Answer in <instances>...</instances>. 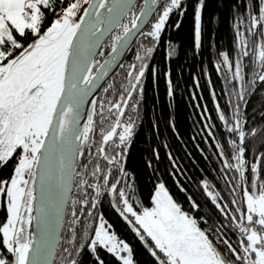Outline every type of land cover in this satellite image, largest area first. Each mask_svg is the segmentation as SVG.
<instances>
[{"label":"snow or ice","instance_id":"6c2138e0","mask_svg":"<svg viewBox=\"0 0 264 264\" xmlns=\"http://www.w3.org/2000/svg\"><path fill=\"white\" fill-rule=\"evenodd\" d=\"M145 4L146 9L137 15L131 0H0V170L11 168L7 178H0V210L6 212L0 221V264H54L57 255H62L63 264H82L79 257L85 251L94 255L95 264H105L101 251L121 264H135L133 249L102 218L91 232L81 220L91 216L85 209L96 208L105 189L119 198L120 214L150 248L155 264H264V152L251 162L246 158L251 138H258L264 147V125L249 127L244 111L252 94L246 68L264 87V5L255 0L256 15L249 13L245 30L239 23L233 25L236 56L220 53L221 61L214 65L221 71L226 68L224 79L238 87L231 115L227 108L218 112L225 133L214 146L228 193L239 199H226L208 182L203 184L210 202L227 221L224 224L210 223L211 217L200 212L194 200L190 199L186 210L164 183L152 192L151 207L133 200L135 191L122 187L127 176L126 150L139 119V101L133 98L143 94L146 72L170 17L186 10L184 0H145ZM204 7L205 0H197L196 47L201 45ZM144 16H152L147 31L140 28ZM125 18L127 23L122 22ZM135 32L148 43L136 56L138 64L129 65L126 95L108 102L109 116L104 115V102L97 113V102L89 97L107 75L109 62L96 59L104 55L102 38L113 33L110 52L118 54ZM176 55L175 47L165 42V59ZM166 75L171 85V75ZM86 104L92 112L81 128ZM215 107L221 109L219 102ZM97 115L102 119L96 158L106 164L93 166L90 181L85 173L92 161L81 165L83 172L76 170L75 162L85 155L86 147L92 155ZM73 187L81 193L77 199L68 195ZM89 190L94 192L91 200ZM137 203L139 209L134 206ZM65 204L70 205L71 220L65 243L60 245L55 230L67 214ZM33 221H37L39 237L30 231Z\"/></svg>","mask_w":264,"mask_h":264},{"label":"trees","instance_id":"16d2710c","mask_svg":"<svg viewBox=\"0 0 264 264\" xmlns=\"http://www.w3.org/2000/svg\"><path fill=\"white\" fill-rule=\"evenodd\" d=\"M184 4L186 10L183 14H173L168 21L167 31L162 35L154 56L159 60V69L152 70L151 65L143 94L139 98L138 121L141 126L129 151L126 186L132 189L130 192L135 191L132 199L142 200L144 206L151 207L152 192L160 183H164L173 199L186 210L190 208L192 199L200 205V212L211 217L210 223L226 224L227 221L207 197L203 184L208 182L226 199H239V196L231 197L228 193L221 175V158L214 146L218 140L222 142L225 133L218 112L227 108L228 115H231L238 87L233 88L224 79L226 68L221 71L214 65L220 63V53L228 52L230 56H236L233 25L239 23L241 30H245L249 13L256 15L255 0H205L200 47H196L195 41L197 0H184ZM260 4L264 5V0H260ZM142 6L143 1L139 0L132 12L138 15ZM127 22L126 19L124 23ZM177 24L179 27H176ZM149 25L144 31L148 30ZM165 42L175 47L177 55L174 58L165 59ZM147 43L146 38L140 35L133 45L137 55ZM129 52L128 57L131 55ZM245 63H248L247 58ZM169 73L171 85L166 75ZM246 81L250 82L248 86L252 94L247 97L249 102L244 111L249 118V127L255 128L264 125L261 118V112H264V87L247 68ZM217 102L221 106L219 110L215 107ZM249 148L251 153H246V158L250 162L258 152H264V147L255 137L251 138ZM10 174V167L0 170V178H7ZM136 207L139 209L140 204ZM70 210L68 205L60 245L65 243L68 235ZM104 213L112 220L117 238L133 249L135 264H155L136 233L119 221L112 209H105ZM5 216L6 212L0 210V221ZM224 230L232 236L228 228ZM235 240L236 237L232 236V241ZM100 256L105 264H121L106 251H101ZM79 259L82 264H95L94 255L87 251ZM54 264H63L62 255L55 257Z\"/></svg>","mask_w":264,"mask_h":264},{"label":"flooded vegetation","instance_id":"af4514ba","mask_svg":"<svg viewBox=\"0 0 264 264\" xmlns=\"http://www.w3.org/2000/svg\"><path fill=\"white\" fill-rule=\"evenodd\" d=\"M117 31H119V29ZM140 35H139V37H140ZM110 46H111V39L109 38L105 42V44L103 45L104 55L103 56L97 55V58L96 59L97 60H100L101 62H103L104 59L110 54ZM132 47H133V49L131 48L132 51L129 52V53L131 55L133 54L134 56H131V55H129V57L126 56V58L123 60V62L117 68V70L114 72V74L107 80V82L101 88V90H100V92H99V94H98V96H97V98L95 100L97 102V113H99V111H100V108H99L100 103L101 102H104V104H105L104 115L105 116H109L110 113L107 111L108 102L109 101L118 102L119 101V97L121 95H126L125 89L128 87V81L126 79V76H127V72H128V69H129V65L138 64V61L136 60V55L138 53L137 52V49H135L134 46H132ZM107 51H108V53H107ZM158 61L159 60L158 59H155V58L152 61H150V69H151V65H152V70L159 69V68H157L158 67L157 66V62ZM148 76H149V71L146 72V75H145V78H144V82H143V89L145 87V83H146V80L148 79ZM108 85H111V88H109L108 92H105L104 91V88H106ZM140 96H138V97L137 96H134V98H133L134 101H137V100L139 101ZM130 111L131 110L129 109V112ZM91 112H92V109L90 110L89 114H91ZM126 116H127V113H126ZM101 119L102 118L99 115L96 116V120H97V133L95 135L96 144H93L91 146L92 155H89L88 154L89 149L86 147L85 148V155L83 157H81V158H78V164H77V169H76L77 171H81V172L85 171L81 167V165L84 164L85 162L91 160L92 163L89 164V166H88V172L85 173V177L87 179H89L90 181H92V177L88 173L91 171V169L93 168V166L97 162H99V164L101 165V167H104L105 164H106V162L103 161L102 159H100L99 161H97V158H96V147H97V145H99V143L101 141V137L99 135V126H100ZM86 123H87V120H86L85 124ZM103 126L105 128H107L108 127V123L105 122ZM140 126H141V122L138 121V119H137L136 120V130H135L136 131V134L134 135L133 140H132L130 146L126 150V160H125V163L123 165L124 168H125V170H126V172H127V174H128L127 162H128L129 151L132 148V145H133V143L135 141V138H136V135L138 133V130L140 129ZM111 151H112L111 146H109L108 147V152L111 153ZM127 177H128V175L124 177V185L122 187L125 188L128 192H130L132 189L130 190V187H127L126 186ZM76 179L79 180V177H77ZM89 191L92 192V190H89ZM80 195H81V193L75 187H73V192H72V195H71V199H77L78 197H80ZM93 197H94V192H92V195L89 197V199L91 200ZM133 200H136V199L134 198ZM114 201L116 202V204H117V206H118V208L120 209V212H121V209H122L123 205H122V203L119 202V198L117 196H114L107 189H105V194L102 195L99 198V203L97 204L96 208L85 209V212H89V211L91 212V216H82L81 217V220L87 226V228H88V230L90 232H91L92 229L98 227V223H99V219L100 218L103 219V221L106 224V227L109 228V230L111 232H113V233L115 232L114 231V226H113L112 220L109 217H107L105 215V213H104V210L105 209H108V210L112 209L115 212V214L119 217V221H125L122 218V216L116 211V209L114 207ZM130 202H132V201L130 200ZM137 205H138V203L136 205H134V206L136 207ZM129 219H132V218L129 216ZM114 221H118V220L115 219ZM125 225H127V224H125ZM79 227L80 226L77 225V228H79ZM115 235H117V234H115ZM61 242H62V240H61ZM122 242L127 243L125 241H122Z\"/></svg>","mask_w":264,"mask_h":264},{"label":"water","instance_id":"95a60500","mask_svg":"<svg viewBox=\"0 0 264 264\" xmlns=\"http://www.w3.org/2000/svg\"><path fill=\"white\" fill-rule=\"evenodd\" d=\"M138 1L139 0H131L132 10L135 7V5L138 3ZM142 1H143V6H142L140 12L142 10H145L146 7H147V5L145 4V0H142ZM150 2H151V0H149V3ZM125 20H126V18L123 19L122 22L124 23ZM141 21H142V23L140 25V28H141V31H144L148 27V25L151 23L152 16H144V17H141ZM117 30L118 29H114V32L117 31ZM112 34L113 33H107V34H105V36L102 38L103 45L111 37ZM139 35H140V32H135L134 34L130 35V37L128 38V41H127V45L125 47H121L119 49V51H118V54H111V52H110V54L104 59V61L107 60L109 62V64L106 66L107 67V75L104 76L101 80H99L97 82L99 86L95 89V91L89 97V100L90 101L91 100H96V98H97V96H98L101 88L107 82V80L114 74V72L117 70V68L121 65V63L123 62V60L126 58L129 50L132 48V46L137 41ZM113 55H115V58L114 59H113ZM90 110H91V105L90 104H86L84 106V108L82 109V111H81V120H80V126H81V128L85 124V122L87 120V116H88ZM77 160L75 162L76 169H77V164H78ZM72 192H73V190L68 194L70 198H71ZM38 194H39V190H38ZM114 207H115L116 211L120 214V209L118 208V206H117V204H116L115 201H114ZM67 208H68V204H65V211H66V213H67ZM122 218L125 220V218L123 216H122ZM65 220H66V215L63 217V219L60 222V225L55 230L56 231V237L55 238H56L58 244H60L61 243V240H62V234H63V228H64ZM123 222L125 224H127L128 227L135 233V231L133 229V225L129 224L127 220H125ZM30 231L32 232L33 235H36L37 237H39V228L37 227V221H33V224H32V226L30 228ZM141 242H142L143 246L145 247V249L150 254V248L148 246H146V244L143 241H141ZM55 257H54V260H55Z\"/></svg>","mask_w":264,"mask_h":264},{"label":"bare ground","instance_id":"6f19581e","mask_svg":"<svg viewBox=\"0 0 264 264\" xmlns=\"http://www.w3.org/2000/svg\"><path fill=\"white\" fill-rule=\"evenodd\" d=\"M77 162H78V160H77Z\"/></svg>","mask_w":264,"mask_h":264}]
</instances>
